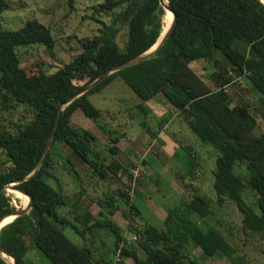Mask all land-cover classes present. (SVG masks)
I'll use <instances>...</instances> for the list:
<instances>
[{"label":"trees","instance_id":"16d2710c","mask_svg":"<svg viewBox=\"0 0 264 264\" xmlns=\"http://www.w3.org/2000/svg\"><path fill=\"white\" fill-rule=\"evenodd\" d=\"M167 3L175 14L174 24L154 52L108 73L79 94L87 81L74 82L72 62L60 64L52 71L27 74L20 65L16 46L33 42L36 31L27 24L7 28L0 22V109L22 104L33 112L32 120L25 125L17 123L12 127L0 119V217L14 209L5 190L9 182L17 181L14 186L31 197L28 212L9 222L1 219L2 224L7 223L0 228V246L18 264H37L27 254L29 244L50 264H126V257L135 264H202L198 257L187 252L191 244L200 246L206 256L220 251L232 264H244L243 257L222 231L203 224V218L211 212L210 199L198 192L169 207L162 224L146 222L141 227L133 226L135 246L125 241L120 245L124 237L114 221L85 219L74 212L80 201V189L71 204L73 216L59 212L65 203L64 194L44 177L55 142L67 147L61 155L77 177L78 167L85 163L98 176L103 175V167L112 175L122 168V162L110 152L108 163L99 161L103 149L96 146L97 135L71 122V114L77 109L89 117H99L101 109L88 95L117 76L138 95L141 101L137 106L144 108L143 101L161 94L181 112L202 141L218 149L212 182L216 202L221 204L225 198L234 201L242 213L243 227L264 232V129L254 133L257 119L249 104L233 103L225 88L235 76L245 75L264 99V2L167 0ZM7 6V0H0V11ZM95 9L113 11V15L109 21L94 15L101 25L97 33L82 39L84 49L91 53L90 68L94 71L88 80L143 52L155 42L162 24L166 29L162 19L168 9L164 10L160 0H101ZM121 25L127 26L123 48L115 40ZM198 57L210 61L214 67L210 73L213 88L198 82L189 65L190 60ZM56 120L46 155L38 169L27 176L39 163ZM187 158L193 165L189 152ZM234 166L240 173L235 172ZM245 187L257 194V210L245 200L242 194ZM15 193L26 200L24 193ZM124 200L128 202L122 192L110 188L98 203L113 213L120 207L119 201ZM139 212L130 203L129 216ZM66 225L81 236L79 243L65 235ZM99 227L110 229L114 237L113 246L104 252L94 232ZM112 253L119 254L117 260H112ZM0 264H9L1 254Z\"/></svg>","mask_w":264,"mask_h":264},{"label":"rangeland","instance_id":"374dc122","mask_svg":"<svg viewBox=\"0 0 264 264\" xmlns=\"http://www.w3.org/2000/svg\"><path fill=\"white\" fill-rule=\"evenodd\" d=\"M7 1L8 6L0 11L2 26L16 28L27 24L36 31L33 42L16 46L20 65L27 74L52 71L60 64L72 62L74 82L87 81L88 85L99 76L88 80L94 71L90 68L91 53L84 49L82 39L97 33L101 23L93 18L94 15L105 21H109L113 15V11L95 9V5L101 0ZM126 30L127 26L121 25L115 37L121 48L126 41ZM189 65L196 72L198 82L202 81L209 89L214 87L210 77L214 67L210 61L198 57L190 60ZM225 88L233 103L243 101L249 104L257 119L254 133H260L264 129V99L259 91L250 86L245 75L235 76ZM88 96L101 109V115L92 118L77 109L71 114V122L97 135L96 146L103 149L99 153V161L108 163L112 153L122 162V168L117 175H112L107 167H103V175L98 176L85 163V166L78 167L77 177L61 155L67 147L55 142L50 150L51 163L44 177L64 194L65 203L59 208L61 214L73 216L71 204L80 189V201L74 212L85 219L114 221L124 237L120 245L125 241L135 246L137 242L133 226L141 227L146 222L162 224V218L169 207L177 206L181 198L188 199L193 192H198L210 199L211 212L203 218V224L222 231L236 252L243 257L244 264H264V232L243 227L242 213L234 201L225 198L221 204L216 202L212 182L219 151L193 132L182 118L181 112L174 109L161 94L143 101L144 108L137 106L141 100L119 76ZM32 118L33 112L22 104L10 109H0V119L8 126L14 127L17 123L25 125ZM187 152L194 161L193 165L188 161ZM234 170L240 173L237 166H234ZM242 178L244 179L243 176ZM15 182L17 181L9 182L5 190L14 208L19 209L27 205L28 196L25 194L27 202L22 205V196L15 193L20 191L14 186ZM110 188H116L128 199V202L119 201L120 207L113 213L98 203V199L109 193ZM242 194L257 210V194L249 187H245ZM130 203H134L140 210L139 213L132 214V217L129 216ZM29 209L26 208V212ZM63 231L75 243L81 241V236L69 225L64 226ZM94 232L103 252L113 246L114 237L110 229L99 227ZM29 245L27 254L31 259L37 264H50L34 246ZM186 250L190 255L198 257L202 264H232L220 251L206 256L200 246L193 244ZM140 253L143 254L141 250ZM112 257L115 261L119 254L112 253ZM124 261L126 264H135L130 257H126Z\"/></svg>","mask_w":264,"mask_h":264},{"label":"water","instance_id":"95a60500","mask_svg":"<svg viewBox=\"0 0 264 264\" xmlns=\"http://www.w3.org/2000/svg\"><path fill=\"white\" fill-rule=\"evenodd\" d=\"M160 3H161V5L163 6L164 9H165V7H166V8H167L169 11H171V13H172L171 23H170V25L168 26V28L165 29L164 31H162V30H163V28H162L161 31H160V33H159V35L157 36L155 42H154L150 47H148L146 50H144L143 52L137 54L136 56L131 57V58L127 59L126 61H124V62H122V63H120V64H118V65H116V66H114V67H112V68H110V69L105 70V71H104L103 73H101L98 77H96L92 82H90L88 85L84 86V87L78 92V94H79V93H82V92H84V91H86V90H87L92 84H94V83H96L98 80L102 79V78H103L104 76H106L108 73H110V72H112V71H114V70H117V69H119V68H121V67H123V66H125V65L131 64V63H133V62L139 61V60H141V59H143V58L149 56V55H150L151 53H153L154 50H155V49H156V48H157V47H158V46L164 41V39L168 36V34H169V32H170V30H171L173 24H174L175 14H174L172 8L169 6L168 3H167L166 5H164L163 2H162V0H160ZM61 109H62V107H61ZM61 109H60V111L58 112V117H59V115H60ZM56 124H57V120H56V122H55V125H54V127H53L52 133H51V135H50V137H49V139H48V142H47L46 147H45V149H44V153H43V155H42V157H41L39 163L37 164V166H36V167H35V168H34V169H33V170H32L27 176L33 174V173L38 169L39 165L41 164V162H42L44 156L46 155V152H47V149H48L49 144H50V142H51V139H52V137H53V135H54V131H55V128H56ZM19 190L28 196V203H27V205H26L25 207H21V208H19V209H18V208H16V209H15V208L12 209L9 213H7V214L1 216V217H0V220L3 219V217H5V216H7V215H13L14 217H16V216H18V215H20V214H22V213H25V212L27 211L26 208H28V207L30 208V207H31V197H30V195H29L28 193H26L25 191L21 190V189H19ZM14 217H13V218H14ZM11 220H12V219H11ZM3 253L8 254V253H7V252H6V251L0 246V254H1V256L5 259ZM8 255H10V254H8ZM10 256H11V255H10ZM11 257L13 258V256H11ZM5 260H6V259H5ZM6 261H7V260H6ZM7 262L10 264L9 261H7ZM13 264H18V262H17L14 258H13Z\"/></svg>","mask_w":264,"mask_h":264},{"label":"bare ground","instance_id":"6f19581e","mask_svg":"<svg viewBox=\"0 0 264 264\" xmlns=\"http://www.w3.org/2000/svg\"><path fill=\"white\" fill-rule=\"evenodd\" d=\"M263 2H264V0H262ZM162 2H163V4L164 5H166V3H167V0H162ZM165 9H167L166 7H165ZM164 9V10H165ZM171 12V11H170ZM167 14V15H166ZM166 14H165V18L167 19V21H168V23H169V25H170V23H171V19H172V16H171V14L168 12V10H166ZM165 18L163 17V22H164V24H165V26H166V29L168 28V23L166 22V20H165ZM170 18V19H169ZM162 28H163V30L162 31H164L165 30V28H164V26H163V24H162ZM16 194H19V193H16ZM24 201H22V205L24 204H26V200L25 199H23ZM13 218V216L12 215H10V216H8V217H6V218H3L2 220H4V221H2V220H0V222L2 221V222H5V221H9V220H11ZM2 222L0 223V225L2 224ZM3 225V224H2ZM1 225V226H2ZM0 226V227H1ZM3 255H4V257H5V259L7 260V261H9L10 262V264H13V259L10 257V256H8L6 253H3Z\"/></svg>","mask_w":264,"mask_h":264}]
</instances>
